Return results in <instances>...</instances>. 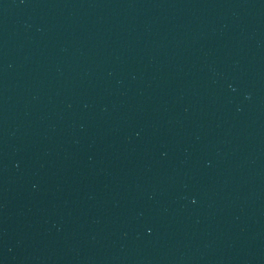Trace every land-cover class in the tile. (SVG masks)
<instances>
[{
  "label": "water",
  "instance_id": "95a60500",
  "mask_svg": "<svg viewBox=\"0 0 264 264\" xmlns=\"http://www.w3.org/2000/svg\"><path fill=\"white\" fill-rule=\"evenodd\" d=\"M0 264H264V0H0Z\"/></svg>",
  "mask_w": 264,
  "mask_h": 264
}]
</instances>
